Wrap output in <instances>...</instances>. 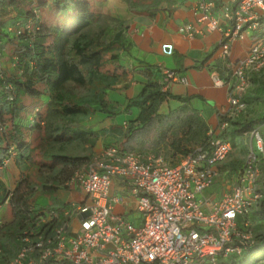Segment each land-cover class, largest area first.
<instances>
[{"label":"built area","instance_id":"obj_1","mask_svg":"<svg viewBox=\"0 0 264 264\" xmlns=\"http://www.w3.org/2000/svg\"><path fill=\"white\" fill-rule=\"evenodd\" d=\"M194 15L197 24L221 33V60L228 72L225 79L215 77L216 85L229 88L228 108L220 112L219 126L210 130L208 144L193 150L178 165L158 154L109 146L76 170L66 184L81 189L86 201L74 204L64 220L57 210L45 213L41 225L54 223V233L34 241L24 238L10 264H43L52 259L72 264H219L222 258L242 254L243 248L234 239L250 241L252 224L245 221L242 231L239 219L250 215L263 197L264 137L260 130L251 133L247 160L231 191L219 201L205 194L214 186L219 166L233 152L232 143L222 135L231 121L247 112L246 97L255 77L264 73V0H225L220 6L216 0H199ZM41 24V10L35 8L28 18L7 25L4 33L11 39L29 38L41 31ZM179 32L194 38L199 31L185 24ZM248 38L252 43L248 56L235 60L234 45ZM4 39L8 38H0V186L5 194L0 216L15 189L7 188L3 176L20 154L7 139V112L19 96L7 72L17 68L18 60L7 58ZM163 51L172 55L174 46L165 45ZM177 83L187 80L165 70L164 89ZM41 109L36 107L29 115L31 127L39 123ZM117 178L129 189L140 215L139 226L114 214L121 202L113 194ZM72 218L79 221L78 229L72 226Z\"/></svg>","mask_w":264,"mask_h":264},{"label":"trees","instance_id":"obj_2","mask_svg":"<svg viewBox=\"0 0 264 264\" xmlns=\"http://www.w3.org/2000/svg\"><path fill=\"white\" fill-rule=\"evenodd\" d=\"M38 1L39 7L35 5L36 0H32L31 9L24 11L21 9L24 0H0V38H8L4 39L7 58L17 57L18 60L17 68L11 73L7 72L8 81L16 84L19 90L15 105L9 107L7 112L9 126L7 139L9 144L17 145L19 156L29 150L30 144L26 140V130L31 131L32 134L36 130L41 133L46 131L47 138L45 140L53 139L58 144L66 142L71 144L73 140H88L87 133L70 130L66 122L81 115L88 116L90 113H95V104H98L100 111L109 113L116 111V104L106 98L107 91L115 89L113 86L124 82L123 76L126 75L119 74V71L123 69L120 50L127 48L128 44L126 24L119 17L110 13L96 12L94 6L87 0H77L73 4L76 17L73 27L68 31L55 26L49 28L43 22L41 31L33 37L9 38L4 33L5 27L17 20L28 18L35 8L41 10V6L46 5L45 0ZM65 2L64 8L70 9L72 3ZM54 3L60 10L61 3ZM15 12L18 14L17 16L14 15ZM101 23L103 26H99ZM49 35L53 37L51 44L47 43ZM255 81L256 79H254L253 85H255ZM70 84L92 91L94 104L87 103V101L83 103L69 101L66 98L65 89ZM22 95L49 98V103L45 107L46 113H43L44 109H41L38 114L39 123L32 127L29 123L31 113L27 116L28 118L22 119V114L29 112L27 107L19 104ZM169 98L180 101L183 103V107L169 116H162L159 113L160 109ZM251 99L253 98L246 97L248 106ZM133 107L139 108L141 113L136 121L129 124L127 132L124 134L128 141L141 136L143 132H150L156 123L167 127L170 122H174V128L171 130L182 134L185 141L193 146H204L210 141V129L207 122L198 112L189 107V100L172 97L164 91L163 84L158 81H150L140 97L130 100L127 111ZM248 112L249 107L239 119L231 121L230 129L222 137L228 139L229 134L232 133L237 138L251 132L253 122L248 121ZM259 124L262 126L264 120ZM158 136L165 138L166 133L163 132L162 135L159 133ZM262 136L264 137V134ZM125 150L129 149L125 148ZM51 158H54L56 164L63 165L65 168L62 171H56L57 175L53 173L45 177V183L52 180L58 182V186H66L76 170L91 159L87 156H52ZM262 172L260 191L263 197L255 205L250 215L239 219V229L242 231L245 221L251 222L252 238L250 241L235 238L234 244L243 248L242 254H233L228 258H222L219 264H259L264 261V233L256 230V224L264 222V161ZM29 182L28 177L23 178L12 191L9 204L12 206L13 219L7 224L3 222L0 227V250L2 252L8 246H12L15 254H18L24 245L22 242L24 238L34 241L40 235H51L55 231L54 223L41 225L45 213H41L33 205L32 198L36 188ZM4 194L5 191L0 186V200ZM257 221L258 223H256ZM244 233L247 232L244 231ZM2 257L4 255H0V262H2ZM43 264L72 263L52 259Z\"/></svg>","mask_w":264,"mask_h":264},{"label":"crops","instance_id":"obj_3","mask_svg":"<svg viewBox=\"0 0 264 264\" xmlns=\"http://www.w3.org/2000/svg\"><path fill=\"white\" fill-rule=\"evenodd\" d=\"M216 1L220 6L225 0ZM198 2L199 0L105 1L104 5L109 13L119 17L127 28V48L120 50L123 69L119 71V74H126L123 76L124 82L113 86L115 89H109L106 95L110 102L116 104L117 109L113 113L103 114L104 111L97 110L100 108L95 106V113H90L88 116L81 115L66 122L70 130L87 133L88 140H73L71 144L68 142L58 144L52 139L47 145L45 144L46 146L42 149L44 154L48 155L46 161L49 163L41 166L39 176L41 185L31 180L29 182L36 188L32 203L37 210L41 213L58 210L64 220L74 204L86 201L85 193L79 188L70 189L65 185L58 186V182L52 180L45 183V177L53 173L57 175L65 168L63 165L56 164L54 158L51 157L98 155L107 147L115 146L114 143L118 142L120 137H125L124 134L129 124L136 121L141 113L137 107L127 111L129 101L140 97L150 81L164 84L165 70L175 72L179 77L185 78L187 83L170 85L164 91L172 97L187 98L189 107L199 113L207 122L210 130L218 128L219 114L228 108L229 88L216 85L215 77L218 75L225 79L228 72L221 60V33L209 32L205 25H199L196 22L194 9ZM185 24H191L199 31L194 38H186L180 34L179 29ZM168 44L174 46L172 55L165 54L163 51V47ZM251 44L249 38L236 43L233 47L234 59L246 58ZM254 86L247 96L251 97ZM182 107L183 103L169 98L163 103L159 113L162 116H169ZM120 114H123L122 119L125 116L129 119L120 124L118 119ZM114 119L117 123H114ZM155 125L145 136L134 139L146 150L164 149L163 144L166 138L170 137V130L174 128V122H170L167 127L159 123ZM163 132L166 133V137L159 138V133L162 135ZM29 156L31 154L27 150L11 161L3 176L7 188L13 190L23 178L28 176L26 172L32 166L27 160ZM113 194L121 199V202L114 207V214L124 216L135 226H139L141 220L135 210L134 200L129 198V189L118 178L114 181ZM217 194L215 189H210L207 197L219 201V198H216ZM47 200L46 205H40V202ZM7 206L8 211L5 215ZM7 206L4 207L0 216L4 224L13 219L10 220L9 205ZM71 223L74 229L79 228V221L75 218L71 219Z\"/></svg>","mask_w":264,"mask_h":264},{"label":"rangeland","instance_id":"obj_4","mask_svg":"<svg viewBox=\"0 0 264 264\" xmlns=\"http://www.w3.org/2000/svg\"><path fill=\"white\" fill-rule=\"evenodd\" d=\"M31 1L32 0H24L22 5L23 8L21 9L24 11L30 10ZM65 1L72 3V7L70 9L64 8V6H66ZM75 1L77 0H45L46 5L41 6V15L44 24L49 28L55 26L61 28L64 31L70 30L74 25L75 17H76L75 11L73 10V4L75 3ZM87 1L94 6L96 12L105 13V14L109 13L108 8H106V5H104L106 0H87ZM54 2L56 3L60 2L62 10L61 9L59 10L58 6L54 5L55 4ZM38 3L39 1L36 0L35 5L38 6L39 5ZM14 15L17 16L18 15L17 12H15ZM99 26H103V23L99 24ZM52 41H53V37L49 35L47 38V43L51 44ZM65 93H66V98L69 101L71 100L72 102H76V103H83L84 101H87V103H90L92 105L94 104L92 100L93 98L92 91H90L89 89L80 88L74 84H70L66 87ZM251 97L253 99H251L249 103L248 121L253 122V129L251 130V132L245 133L244 135L237 138L234 137L232 133H230L228 136V139L233 146V152L230 154L228 159L219 166L218 168L219 176L216 179L214 186L211 188L212 190L215 189V191L218 192L216 196V198H219L218 200L223 198L226 194H228L231 191L232 187L237 182L239 175L242 172V168L245 165L247 156L251 148V143H252L251 133L255 130H260V132L264 134V124L262 126L259 124L262 120H264V73L256 77L255 86L252 90ZM48 103H49V98L45 96L42 98L39 97L34 98L28 95L27 96L22 95L20 98V105L21 104L22 106L25 105V107H27L29 110V112H27L28 114L27 113L22 114V119H25L30 113H32L33 109L36 107H41L42 109H44L43 113H46L45 107L48 105ZM95 106H98V104H95L94 107ZM102 113L106 114V112H102ZM122 116L123 114H120L118 116L120 124L123 123L125 120L129 119L126 116L122 119ZM113 121L114 123H117L116 119H114ZM25 132H26V140L30 144L29 153L31 154V156H29L27 160L28 162H31L30 165H32L31 167L28 168V171L26 172L28 175L27 177L36 184L41 185L40 183L41 180L39 178L41 166L44 163L45 164L49 163V161H46L48 155L46 153L44 154L42 148L45 147L47 143H49L51 140H47V141L45 140L47 138L46 131H44V133H41V131L36 130L33 134L29 130H26ZM147 133L143 132V135L141 136H145ZM152 134L151 136H153ZM169 135L170 137H168V139L166 138V142L165 144H163L164 149L162 148L159 149L158 151L146 150L141 143L135 142L134 139H136V137L130 139L129 141L126 139L127 137L124 138L120 137L118 139V142L114 143V145L122 149L128 148L130 151L133 152L152 153V154H158L164 156L167 160H169V163L171 165L180 164L189 155V153L193 152V150L199 147V146H193L188 142H186L182 134H178L177 131L175 130L170 131ZM170 147H172V149H170ZM178 148H180V150H178ZM99 155L100 154H98V156ZM86 156L92 158L95 155H91V156L86 155ZM205 195L207 196V192ZM201 196H203V194H201ZM47 203L48 200L46 202L44 201L40 202V205H46ZM7 211H8V206L5 209V215ZM9 215L11 220L13 218V210L10 204H9ZM256 223H258V221ZM256 230L258 232L264 233V222L256 224ZM2 255H4V257H2V262H0V264H10L17 254H15L14 248L8 246L5 250H3ZM259 264H264V261Z\"/></svg>","mask_w":264,"mask_h":264}]
</instances>
